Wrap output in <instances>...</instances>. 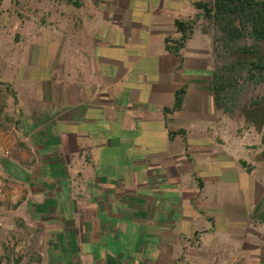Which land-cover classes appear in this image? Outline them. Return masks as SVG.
<instances>
[{"label": "crops", "instance_id": "1", "mask_svg": "<svg viewBox=\"0 0 264 264\" xmlns=\"http://www.w3.org/2000/svg\"><path fill=\"white\" fill-rule=\"evenodd\" d=\"M195 1L212 0H28L0 73V170L44 264H264V173L215 106ZM176 19L194 28L175 53Z\"/></svg>", "mask_w": 264, "mask_h": 264}, {"label": "trees", "instance_id": "2", "mask_svg": "<svg viewBox=\"0 0 264 264\" xmlns=\"http://www.w3.org/2000/svg\"><path fill=\"white\" fill-rule=\"evenodd\" d=\"M10 1L17 7L20 0ZM193 4L212 29L214 63L210 89L215 106L230 118L236 114L242 117L243 123L257 132L264 131V92L252 94L254 88L264 87V0H212ZM15 12L21 17L16 8ZM174 27L179 36L167 37L165 42L166 48L176 53L191 36L194 22L176 19ZM181 93L182 89L178 91L176 104ZM252 214L264 221L263 201Z\"/></svg>", "mask_w": 264, "mask_h": 264}, {"label": "rangeland", "instance_id": "3", "mask_svg": "<svg viewBox=\"0 0 264 264\" xmlns=\"http://www.w3.org/2000/svg\"><path fill=\"white\" fill-rule=\"evenodd\" d=\"M15 8L20 13L21 17H17ZM32 16H36L37 20H45V15L42 14L39 9L37 13ZM28 18H30L28 14V0H20L17 7H14L10 0H2L0 4V73L4 70L8 71L11 66L10 58L18 53H22L24 50V46L21 42L28 36ZM262 92H264V87H256L253 89L252 94ZM257 113H259V111ZM232 119L236 123L240 122L239 126L236 128V132L241 136L242 141H247V145L254 148L252 157L256 162V167L260 169V172L263 174L264 141L262 138L264 136V131L257 132L252 126H246L242 121V117L237 114L233 116ZM9 127L10 125H6V128H3L6 134L9 131ZM8 207L9 203L6 202L3 204L0 209V216L4 221H13L15 223L19 240L24 241L26 244L24 250L17 256H14L3 246L0 239V255L2 256L0 264H44L43 259L45 254L42 248L43 240L40 238L39 225L32 224L23 227L20 226L15 221V216H10V212H7Z\"/></svg>", "mask_w": 264, "mask_h": 264}, {"label": "built area", "instance_id": "4", "mask_svg": "<svg viewBox=\"0 0 264 264\" xmlns=\"http://www.w3.org/2000/svg\"><path fill=\"white\" fill-rule=\"evenodd\" d=\"M14 130L13 126L10 125L8 133L4 137H0L1 157H8L10 155L11 140L9 139V135L13 133ZM20 194L21 189L17 183L0 170V209L6 202L10 205H17L20 201ZM0 239L3 246L14 256L20 254L25 248L26 243L19 240L17 236L15 223L13 221H4L1 216Z\"/></svg>", "mask_w": 264, "mask_h": 264}]
</instances>
